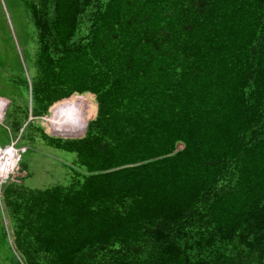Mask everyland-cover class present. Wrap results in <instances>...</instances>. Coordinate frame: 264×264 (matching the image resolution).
Listing matches in <instances>:
<instances>
[{
  "label": "trees",
  "instance_id": "trees-1",
  "mask_svg": "<svg viewBox=\"0 0 264 264\" xmlns=\"http://www.w3.org/2000/svg\"><path fill=\"white\" fill-rule=\"evenodd\" d=\"M23 2L31 93L97 104L7 199L32 264H264V0Z\"/></svg>",
  "mask_w": 264,
  "mask_h": 264
},
{
  "label": "rangeland",
  "instance_id": "rangeland-1",
  "mask_svg": "<svg viewBox=\"0 0 264 264\" xmlns=\"http://www.w3.org/2000/svg\"><path fill=\"white\" fill-rule=\"evenodd\" d=\"M35 47L34 30L23 0H0V101L3 102L0 103V147L13 144L18 155L10 171L6 174L3 171L0 177V264H32L18 247L14 215L6 204L7 199L17 191L67 185L72 175L75 153L54 143L53 140L62 138L58 134H63L52 135L49 124L52 108L72 96H86L94 105L86 124L97 111L94 95L89 92L61 98L48 107H44L46 102L37 101L40 90L34 87L31 93L28 82L32 76L28 58L34 54ZM86 127L75 136L82 137Z\"/></svg>",
  "mask_w": 264,
  "mask_h": 264
},
{
  "label": "bare ground",
  "instance_id": "bare-ground-1",
  "mask_svg": "<svg viewBox=\"0 0 264 264\" xmlns=\"http://www.w3.org/2000/svg\"><path fill=\"white\" fill-rule=\"evenodd\" d=\"M0 103H3L0 101ZM94 105L86 96H72L62 103L55 105L49 118L50 128L54 134L75 136L82 133L87 118L92 114ZM15 150H9L0 155V172H9L14 161L9 157ZM9 154V155H8Z\"/></svg>",
  "mask_w": 264,
  "mask_h": 264
},
{
  "label": "built area",
  "instance_id": "built-area-1",
  "mask_svg": "<svg viewBox=\"0 0 264 264\" xmlns=\"http://www.w3.org/2000/svg\"><path fill=\"white\" fill-rule=\"evenodd\" d=\"M9 150H16V149H14V145L13 144L9 145V146L7 145V146H4V147H0V155L5 154ZM9 154H12V156H9V157L14 161V164H15L16 160H17V156H18V155H16V151H14V153H9ZM6 173H8V172H6ZM2 176H3V172H2V175H1V172H0V177H2Z\"/></svg>",
  "mask_w": 264,
  "mask_h": 264
},
{
  "label": "water",
  "instance_id": "water-1",
  "mask_svg": "<svg viewBox=\"0 0 264 264\" xmlns=\"http://www.w3.org/2000/svg\"><path fill=\"white\" fill-rule=\"evenodd\" d=\"M86 126H87V124H86ZM86 126H85V127H86ZM51 134H52V133H51ZM52 135H56V136H57V134H52ZM82 135H83V134H82ZM58 136H59V137H62V138H69V137L77 138V137H81V136H68V135H59V134H58Z\"/></svg>",
  "mask_w": 264,
  "mask_h": 264
}]
</instances>
